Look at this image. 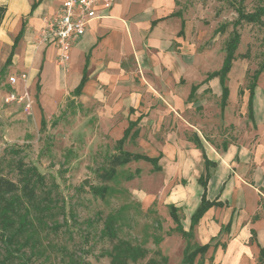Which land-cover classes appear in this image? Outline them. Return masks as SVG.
<instances>
[{"label": "crops", "instance_id": "1", "mask_svg": "<svg viewBox=\"0 0 264 264\" xmlns=\"http://www.w3.org/2000/svg\"><path fill=\"white\" fill-rule=\"evenodd\" d=\"M62 1L0 0V64L19 72L17 84L35 88L36 98L28 92V108L36 101L37 108L54 111L68 97L78 108H93L113 141L133 123L125 150L157 157L159 167L149 163L147 174L158 178L159 185L154 191L142 189L138 200L144 206L154 200L173 204L186 230L202 192L197 182L204 170L201 144L216 163L206 197L224 205L209 208L199 219L196 240L210 244L207 252L215 264H258V245L264 247V108H254L258 82L253 119L247 107L236 108L248 96L242 86L245 74L235 70L236 58L221 108L219 78L208 74L222 65L225 52L217 39L223 33L207 34L199 7L184 9L183 0H100L64 69L54 44L40 39L46 19ZM83 76L81 92L74 95ZM239 125L244 126L240 133ZM255 214L259 217L253 220ZM229 220V230H222Z\"/></svg>", "mask_w": 264, "mask_h": 264}, {"label": "rangeland", "instance_id": "2", "mask_svg": "<svg viewBox=\"0 0 264 264\" xmlns=\"http://www.w3.org/2000/svg\"><path fill=\"white\" fill-rule=\"evenodd\" d=\"M239 2L183 0L180 5L184 9L199 7L209 35L224 26L225 32L217 39L223 49L237 18L235 8ZM260 6H264V0L243 2L246 12H253ZM195 16L197 18L198 13ZM237 29L240 42L235 70L245 74L242 86L246 89L251 74L264 60V17L258 23L242 21ZM11 75L18 77L19 72L0 64V176L20 186L18 180L22 173L19 166L22 165V168L35 167L44 178L43 184L36 188L43 220L35 224L34 253L30 254L29 247L24 249L25 254L31 256L27 264H111L112 244L103 235L104 218L111 212L119 215L116 225L119 238L142 245L148 249L149 257L159 258L161 254L166 256L167 264H181L185 238L177 231L167 205L154 200L144 206L137 197L142 195V189L154 191L158 188L159 179L147 174L150 164L143 160L131 161L116 167V179L106 177L105 173L114 166L111 157L117 153L116 140L104 133L93 114L94 109L78 108L68 97L59 108H53L54 111L37 108L39 103L36 101L34 108H26L28 94L36 96L35 88H27L24 82L10 84L8 77ZM263 81L264 71L258 78L260 89L254 108H264ZM11 92L22 99L7 102L5 98ZM236 108H246V100L239 99ZM41 119H44L43 124ZM243 129L244 126L239 125L237 132ZM125 148L123 145L122 149ZM128 174L132 177L126 180L124 176ZM99 186L117 191L103 199L92 190ZM125 191L128 198L122 194ZM2 253L0 242V256ZM210 257L207 252L204 262L215 264L214 260L209 261ZM198 260L199 257L194 264H198ZM14 262L19 264L18 260ZM129 264H144V261Z\"/></svg>", "mask_w": 264, "mask_h": 264}, {"label": "trees", "instance_id": "3", "mask_svg": "<svg viewBox=\"0 0 264 264\" xmlns=\"http://www.w3.org/2000/svg\"><path fill=\"white\" fill-rule=\"evenodd\" d=\"M244 0H240L239 5L235 8L237 18L232 23V30L230 31L223 50L225 52L222 66L217 71H213L208 74V77L216 76L219 78V82L222 88L221 94V108L226 104L228 97V87L226 85L227 74L232 66L233 60L236 58L237 47L240 42V33L237 27L242 21L246 23H258L261 18L264 17V6L256 8L253 12H246L243 7ZM3 8L0 7V19ZM215 32L224 33V26L216 28ZM23 29L14 38V45L18 39L22 36ZM13 45V48H14ZM13 48L7 58L6 65L10 64V56L12 55ZM243 57L245 54H241ZM264 71V60L253 71L250 76V81L247 85V102L246 107L248 109V117L253 119V97L255 94V87L257 86L258 78ZM85 77L83 76L77 87L74 89L73 94L79 95L84 84ZM242 93V90H240ZM41 123H44V119H41ZM133 123L124 130L123 136L116 140L115 147L117 153L111 157L113 167L105 173L106 177H117V166H125L131 161L143 160L150 163L154 169H159L157 166L158 158L149 157L145 154L132 153L123 150L122 147L125 143L127 136L132 129ZM135 133V132H133ZM197 147L201 149L203 157L204 170L197 179L198 184L201 186L202 192L200 201L196 209L190 215L188 229H184L181 223L182 214L179 209L173 204H168L167 208L171 219L176 224L177 231L185 238V246L183 249V256L181 264H194L195 259L199 257L198 264H203V257L207 253L210 244H200L195 235V228L199 219L203 214L211 207H221L224 204L221 201L209 200L206 197L207 182L211 175V170L216 166L214 161H211L205 154L201 144H197ZM22 173L19 178L20 186L17 182H14L7 177L0 176V242L3 246V253L0 256V264H15V260H18L19 264H27V261L31 257L25 254V248L31 249L30 254L34 253L36 247V238L34 237L35 224L42 223L43 220L42 211L43 208L39 206L36 200V188L39 184H43V175L38 173L35 167L22 168ZM138 171V170H136ZM132 176L130 174L124 176L126 180H129ZM95 194H98L101 198L106 199L108 196L114 195L117 191L116 188H109L108 186L92 187ZM125 193V194H124ZM125 198H128V193L122 192ZM261 206L264 212V202L261 201ZM35 214L33 213V211ZM259 216L255 214L253 217L257 219ZM119 215L111 212L104 218L103 235H106L111 242L110 263L111 264H129L144 261V264H167V258L164 255L159 254V258L149 257L148 249L140 244L132 243L130 240L119 238L117 235L116 225L118 224ZM231 221L229 220L225 225L221 227L222 230L228 231ZM251 235L254 236L255 232L251 230ZM193 239V241H192ZM222 247L224 244H221ZM259 246L258 264H264V247ZM213 257L211 256L209 261L211 262Z\"/></svg>", "mask_w": 264, "mask_h": 264}, {"label": "built area", "instance_id": "4", "mask_svg": "<svg viewBox=\"0 0 264 264\" xmlns=\"http://www.w3.org/2000/svg\"><path fill=\"white\" fill-rule=\"evenodd\" d=\"M100 0H63L59 8L46 19L41 30L40 39L46 43H53L57 49L56 60L58 65L66 69L69 61V50L73 43L81 37L92 19L96 17V7ZM105 3H108L106 0ZM25 80L26 75L21 74ZM10 84L17 81V77H8ZM15 93H8L5 100H21ZM29 107L27 97L26 108Z\"/></svg>", "mask_w": 264, "mask_h": 264}, {"label": "water", "instance_id": "5", "mask_svg": "<svg viewBox=\"0 0 264 264\" xmlns=\"http://www.w3.org/2000/svg\"><path fill=\"white\" fill-rule=\"evenodd\" d=\"M85 184H87V182H85Z\"/></svg>", "mask_w": 264, "mask_h": 264}]
</instances>
